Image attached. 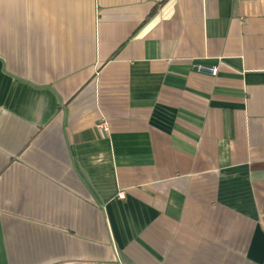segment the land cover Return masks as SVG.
I'll list each match as a JSON object with an SVG mask.
<instances>
[{"label":"crops","instance_id":"obj_1","mask_svg":"<svg viewBox=\"0 0 264 264\" xmlns=\"http://www.w3.org/2000/svg\"><path fill=\"white\" fill-rule=\"evenodd\" d=\"M0 264H264V0H0Z\"/></svg>","mask_w":264,"mask_h":264},{"label":"built area","instance_id":"obj_2","mask_svg":"<svg viewBox=\"0 0 264 264\" xmlns=\"http://www.w3.org/2000/svg\"><path fill=\"white\" fill-rule=\"evenodd\" d=\"M196 69L200 73L209 74L212 76H216L218 74V69L213 67H206L204 65H196ZM97 128L105 133L110 132V125L106 121H102L97 125ZM120 197L124 198L125 194L120 193Z\"/></svg>","mask_w":264,"mask_h":264}]
</instances>
